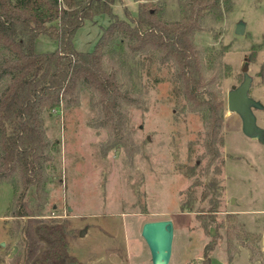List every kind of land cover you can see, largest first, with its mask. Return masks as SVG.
I'll return each mask as SVG.
<instances>
[{
    "label": "rangeland",
    "instance_id": "obj_1",
    "mask_svg": "<svg viewBox=\"0 0 264 264\" xmlns=\"http://www.w3.org/2000/svg\"><path fill=\"white\" fill-rule=\"evenodd\" d=\"M152 2L165 19H179V0ZM224 9L221 18H206L194 37L224 100L218 157L205 144L202 114L182 108L183 99L173 95L170 69L155 64L149 72L142 58L118 64L122 69L114 63L137 100L124 107L122 122L102 125L98 97L86 90L77 105L43 114L45 133L56 145L46 165V204L40 206L34 188L25 200L34 231L56 229L63 256L49 261L52 242L42 236L29 264H151L140 231L145 223L165 220L174 231L169 264H200L212 241L211 264H264V140L246 137L239 115L226 108L227 93L243 81L247 65L249 95L263 108L253 109L256 125L264 129V0H230ZM113 12L136 17L137 4L116 0ZM109 23L106 15L85 21L75 49L92 51ZM238 23L245 25L242 36L235 34ZM37 40V53L56 48L47 36ZM12 201V185L0 183V264H14L25 241L21 222L10 214ZM231 230L239 236L228 244Z\"/></svg>",
    "mask_w": 264,
    "mask_h": 264
},
{
    "label": "trees",
    "instance_id": "obj_2",
    "mask_svg": "<svg viewBox=\"0 0 264 264\" xmlns=\"http://www.w3.org/2000/svg\"><path fill=\"white\" fill-rule=\"evenodd\" d=\"M115 1L0 0V183L13 187L10 214L21 222L25 236L14 264L32 262L42 236L52 242L49 261L63 256L56 229L34 231L36 221L25 200L34 188L40 206L46 204V165L56 145L45 133L43 114L61 105H77L80 92L86 90L98 97L102 125L111 128L116 121L122 122L124 107L137 102L120 75V66L128 59L142 58L149 72L155 64L170 69L172 92L183 99L182 108L202 114L212 158L218 157L223 146L224 100L217 88L218 77L207 74L210 69L194 37L206 18L223 16L230 0H179L180 17L174 21L165 19L164 10L152 0H134L137 16L127 13L121 19L113 12ZM105 15L110 23L101 28L93 50L78 52L73 45L78 29L85 21ZM44 36L56 49L37 53L35 41ZM198 220L208 234L206 223ZM237 236L234 230L227 231L228 244ZM214 245L212 241L205 246L200 264H211L209 252Z\"/></svg>",
    "mask_w": 264,
    "mask_h": 264
},
{
    "label": "water",
    "instance_id": "obj_3",
    "mask_svg": "<svg viewBox=\"0 0 264 264\" xmlns=\"http://www.w3.org/2000/svg\"><path fill=\"white\" fill-rule=\"evenodd\" d=\"M245 25L238 23L235 34L242 36ZM243 81L237 87H233L227 93L226 108L231 113H237L241 119L243 134L254 140H264V129L256 125V117L253 109L262 110L261 104L249 95L252 77L248 76L247 65L241 69ZM234 204V200L231 201ZM141 236L149 249L151 264H169L172 255V242L174 238L173 222L171 220L152 221L145 223L141 228ZM85 230L80 231V237H84ZM3 245V244H2ZM264 246V236L262 238Z\"/></svg>",
    "mask_w": 264,
    "mask_h": 264
},
{
    "label": "crops",
    "instance_id": "obj_4",
    "mask_svg": "<svg viewBox=\"0 0 264 264\" xmlns=\"http://www.w3.org/2000/svg\"><path fill=\"white\" fill-rule=\"evenodd\" d=\"M102 28H104V27H102ZM101 29V28H100ZM39 39V38H38ZM38 40H36V42H37ZM36 42H35V45H34V47L36 46ZM56 49V48H55Z\"/></svg>",
    "mask_w": 264,
    "mask_h": 264
}]
</instances>
